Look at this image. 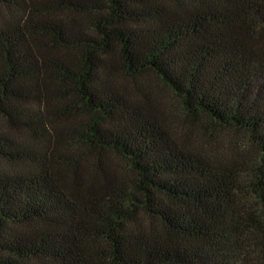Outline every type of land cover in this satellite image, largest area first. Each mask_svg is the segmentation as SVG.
Returning <instances> with one entry per match:
<instances>
[{
    "label": "trees",
    "instance_id": "trees-1",
    "mask_svg": "<svg viewBox=\"0 0 264 264\" xmlns=\"http://www.w3.org/2000/svg\"><path fill=\"white\" fill-rule=\"evenodd\" d=\"M0 264H264V0H0Z\"/></svg>",
    "mask_w": 264,
    "mask_h": 264
},
{
    "label": "rangeland",
    "instance_id": "rangeland-1",
    "mask_svg": "<svg viewBox=\"0 0 264 264\" xmlns=\"http://www.w3.org/2000/svg\"><path fill=\"white\" fill-rule=\"evenodd\" d=\"M139 83H141V87H143L144 91H146V94L149 95L151 101L166 111L176 128H179L180 130L184 126H187L189 121L186 117L180 100L162 83L158 77L148 74L141 78ZM126 84L131 89L137 85L134 81H126ZM219 134L223 137H229L228 134L224 132ZM237 136L242 140V142H246L243 134Z\"/></svg>",
    "mask_w": 264,
    "mask_h": 264
}]
</instances>
